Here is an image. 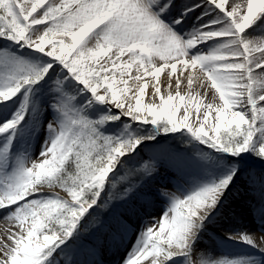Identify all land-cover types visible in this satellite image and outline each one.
I'll list each match as a JSON object with an SVG mask.
<instances>
[{
	"label": "snow or ice",
	"instance_id": "snow-or-ice-1",
	"mask_svg": "<svg viewBox=\"0 0 264 264\" xmlns=\"http://www.w3.org/2000/svg\"><path fill=\"white\" fill-rule=\"evenodd\" d=\"M125 213L117 264H264V0H0V264H103Z\"/></svg>",
	"mask_w": 264,
	"mask_h": 264
},
{
	"label": "bare ground",
	"instance_id": "bare-ground-1",
	"mask_svg": "<svg viewBox=\"0 0 264 264\" xmlns=\"http://www.w3.org/2000/svg\"><path fill=\"white\" fill-rule=\"evenodd\" d=\"M161 79L166 81L167 77L162 73L161 74ZM161 91H162V94H167L168 89L166 87H162ZM171 91L174 93L175 92V88L173 87L171 89ZM184 91H185V89H181L182 93ZM156 99L158 101V98H156ZM209 99H210V97H209ZM144 100H145V102H151V100H152V87H151V84H150L149 88L146 89V95L144 97ZM151 151H152L151 147L145 148V149L142 150V155L144 157L148 156V155L151 154ZM159 177H161V180L159 179ZM156 179H159V182L161 184L168 183V187H169L170 191H174L175 190L172 187V182H174V181L172 180V177L170 175L167 176V174L165 173V175L162 174V176H158ZM159 186H162V185H159ZM249 201H251L252 205L255 206V209L258 212V209H259V198H258V195L250 196V195L247 194L246 191L242 192L240 197L235 198V202L233 204V207L236 209V213H237V216L235 218V222L226 224L225 228H216V232L219 235H221V236L226 235L228 228L235 229L239 224L247 225L248 228L251 230V232L254 235H256V236L260 235L259 229H258V225L256 224V220H255V217H254V214H253V209L249 207ZM160 205L162 206V208L165 206L163 203L157 202L154 205V207L148 209V211L152 213V216L155 218V220H159L160 219L161 213L160 212L157 213L158 211H156L157 210L156 207L160 206ZM117 211L119 213V211H122V210L118 209ZM125 215L128 216V219H129V222H130V226L128 228V233H127V235L125 236V239H124V241H125L124 243L125 244H124V246H122V244H121L122 247H120V245L111 246L110 247L109 244H108V240L103 241L102 247L100 248V259H102L103 264H117V261H119L120 256H121V260H122L127 255V252L129 251V248L131 247L130 244H127L128 241H131V238H128V237H130V235L132 234L131 230L129 231V229L131 227L132 228L135 227V222L136 221L133 222L135 219H137V221L141 220L143 222V220L141 219V216L143 214L132 215V214H129V213H125ZM145 219H147L150 223H152V217H145ZM150 223H148V224H150ZM11 226H12L11 222H7V221H5L3 219H0V240H4L5 239V237L8 235V230L11 229ZM150 226H152V225H150ZM145 227H147V226H145ZM102 239H103V237H102ZM96 242H97V244H100L101 243L100 238H98L96 240ZM231 246H232V244L227 245L226 249L227 248H231ZM201 247L210 249V248L213 247V241L210 240L207 236H205L203 241H202ZM226 249L217 250L215 252V255L219 256V255L224 254ZM235 250H236V252L244 251L245 250V246L241 245V244H237V247H236Z\"/></svg>",
	"mask_w": 264,
	"mask_h": 264
},
{
	"label": "rangeland",
	"instance_id": "rangeland-1",
	"mask_svg": "<svg viewBox=\"0 0 264 264\" xmlns=\"http://www.w3.org/2000/svg\"><path fill=\"white\" fill-rule=\"evenodd\" d=\"M169 142H171V140H169ZM141 155H142V152H141ZM145 159H147L148 158V156H145L144 157ZM164 172V170L163 169H161V175L160 176H162V174L163 175H165V172ZM167 176H168V174H167ZM159 179L161 180V177H159ZM159 179H156V182L155 183H153L152 184V187L153 188H157V187H161V186H159V185H162L163 186V184H161L160 182H159ZM163 180V179H162ZM173 183V182H172ZM56 191H58L59 192V194L60 195H65L61 190H59V189H57ZM165 207V206H164ZM164 207L162 208V206L160 205V206H157L156 208H157V210L156 211H158L157 213H161L162 212V209H164ZM117 211V210H116ZM117 214H118V211H117ZM156 214V213H155ZM137 223H136V222ZM133 222H135V227L134 228H130L129 229V231L131 230V232H132V234L130 235V237H128V238H131V241H128V243L127 244H130V248H129V250L132 248V245H133V243L135 242V239H136V234L140 231V226L143 224V222L140 220V221H137V219H135ZM148 223H150L149 221H148ZM147 223V225H144V226H150V225H152V223H150V224H148ZM113 227H115V225L113 224ZM133 230H135V232L133 231ZM128 233V232H127ZM102 237H103V239H102ZM98 238H100V240H101V242L103 243V241H106V240H108V238L103 234V232H101V233H97L94 237H91L90 239H93V240H97ZM125 242V241H124ZM124 244L125 243H122V246H124ZM120 245V247H122L121 246V244H119ZM236 247H237V244H232V246H231V248H227L225 251H227V252H236ZM106 259V258H105ZM121 260V256H120V258H119V261Z\"/></svg>",
	"mask_w": 264,
	"mask_h": 264
}]
</instances>
